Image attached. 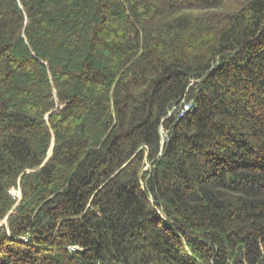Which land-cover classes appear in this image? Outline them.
Wrapping results in <instances>:
<instances>
[{
    "label": "trees",
    "instance_id": "1",
    "mask_svg": "<svg viewBox=\"0 0 264 264\" xmlns=\"http://www.w3.org/2000/svg\"><path fill=\"white\" fill-rule=\"evenodd\" d=\"M0 264H264V0H0Z\"/></svg>",
    "mask_w": 264,
    "mask_h": 264
},
{
    "label": "rangeland",
    "instance_id": "2",
    "mask_svg": "<svg viewBox=\"0 0 264 264\" xmlns=\"http://www.w3.org/2000/svg\"><path fill=\"white\" fill-rule=\"evenodd\" d=\"M13 195L20 197L21 196V193L20 192H13Z\"/></svg>",
    "mask_w": 264,
    "mask_h": 264
},
{
    "label": "built area",
    "instance_id": "3",
    "mask_svg": "<svg viewBox=\"0 0 264 264\" xmlns=\"http://www.w3.org/2000/svg\"><path fill=\"white\" fill-rule=\"evenodd\" d=\"M26 240V239H25Z\"/></svg>",
    "mask_w": 264,
    "mask_h": 264
}]
</instances>
